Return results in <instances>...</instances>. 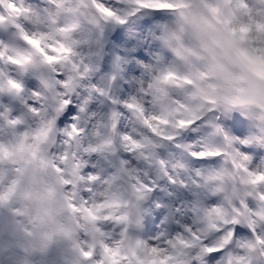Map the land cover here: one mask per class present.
Listing matches in <instances>:
<instances>
[{
    "label": "clouds",
    "instance_id": "9594fccd",
    "mask_svg": "<svg viewBox=\"0 0 264 264\" xmlns=\"http://www.w3.org/2000/svg\"><path fill=\"white\" fill-rule=\"evenodd\" d=\"M0 264H264V0H0Z\"/></svg>",
    "mask_w": 264,
    "mask_h": 264
}]
</instances>
